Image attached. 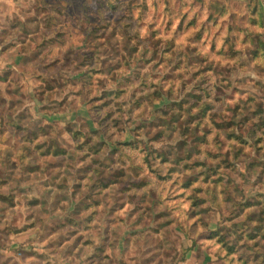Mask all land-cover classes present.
<instances>
[{
    "label": "rangeland",
    "instance_id": "obj_1",
    "mask_svg": "<svg viewBox=\"0 0 264 264\" xmlns=\"http://www.w3.org/2000/svg\"><path fill=\"white\" fill-rule=\"evenodd\" d=\"M37 2L39 4L40 0ZM124 4L125 0H45L42 6L46 11L40 13V18L48 19L51 24L46 39H55L57 31H62L60 39L65 37L73 40L74 43H80L75 38L81 36L83 44L81 48H74V51L78 52L75 59L60 60L52 64L50 58L45 62L43 53L37 55L38 48H24L14 56V66L0 73V81L4 83L17 77L21 80L32 79L38 92L36 99L39 105L43 106V121L39 127L45 135L46 142L42 147L37 146L42 159L24 164L22 167L13 163L11 174L6 178H0V210L7 214L8 210L15 209L19 204L26 210L23 216L31 222V226L38 228L40 232L47 230L52 233L51 256L47 253L36 254L42 264H62V262L66 264L65 255H74L76 248L84 247L90 242L97 229L106 235L116 234L112 239L118 238L120 241L116 249L118 257L123 255L125 260L128 256L137 257L135 264H165L168 257L164 253L168 251V245L160 237L172 239L169 233L179 230L174 223H168L172 218L163 215L165 209L162 206L157 207L151 197H136L133 192H126L123 195L140 198L142 204L133 203V210L125 214L127 223L124 222V218L116 223L115 212L120 211L116 205L124 204L123 200L116 199L121 195L116 191L117 184L111 186L105 184L98 172L93 173L97 179L95 183L89 182L90 187L72 176L61 175L69 171L75 162V157L80 154L74 145H66L62 138L57 137V131L64 126L63 118L67 117L69 124L75 125V128L69 127L68 131L75 132L76 135H80L83 124L95 131L92 118L82 121L76 119L78 115L89 117V113L77 111L69 115V106L73 98L68 97L65 100V94L70 90L78 89L81 85L77 82L90 81L92 75H95L99 69H104L108 74L109 87L117 83L111 79V76L125 74L124 70L128 67L127 62L130 58L133 68L140 69L143 64L149 71L152 67L160 71L161 78L158 82L154 79L139 83L131 82L126 87L118 89L119 95L114 98L118 102H123L132 95L133 90L146 89L135 97L133 105L139 104L143 99L146 111L159 118L162 128L174 130L178 138L183 137L180 143L179 156L182 159L179 166L184 168V175L178 183L186 190H192L193 185L201 181L204 185L211 186L207 190L200 187L192 191L190 199L193 200L194 208L199 210L202 202H206L202 201L200 193L207 191L214 195L216 186L221 188L225 186L227 182L224 173L235 171L233 166L237 161L245 162L244 171L251 169V178L264 175V85L257 82L256 89L246 99L239 104L225 106V98H235L237 92L241 96L244 95L248 87L247 82L229 83V87L214 88L205 87L206 81L199 80L192 85L190 80H195L196 76L201 74H186L183 65L187 64L191 68L195 64L198 68L209 70L212 66L201 63L202 57L191 56L185 57L180 63L175 61L168 63L167 58L173 55L175 48L168 47L171 41L165 37H157L155 47H137L135 39L130 35L131 24L128 23L121 30L120 21L125 19L124 11L127 10L123 11ZM171 7L169 3L164 11ZM194 7L201 11L191 17L185 14L180 19L178 30L186 28L194 41H200L220 24L223 6L220 0H199ZM203 12H207L205 21L207 28L198 19ZM253 16L264 22V3L257 4ZM22 24L23 21L19 16L14 20L0 15V27L5 29V33L10 25L16 29ZM37 26L35 19L28 25L30 28ZM236 26L239 27V24L237 23ZM171 29L170 21L165 30L171 32ZM19 30L25 40L31 39L32 32L23 27H19ZM228 31H233V28L230 26ZM2 34L4 33H0ZM129 40L131 42H128ZM112 41H119L121 49L127 44L130 52H117L115 59L109 63L105 59V53L112 48L110 43ZM225 43L229 44L230 41L226 40ZM48 47L51 45L44 47L45 52ZM212 49L215 50V42L212 44ZM249 52L256 61L264 59V39L259 40V49L253 44L249 47ZM57 64L70 65L73 74L67 77V82L65 74L56 72ZM160 64L164 65L162 70H159ZM150 65L152 67H149ZM139 75L143 77L144 71L141 70ZM228 79L230 82L231 76ZM189 87H192L193 91H188ZM21 92L22 89L16 90L17 98L20 97ZM108 99L111 101L113 97ZM50 101L51 106H49ZM101 123L103 124V121ZM209 124L218 133L217 139L222 145L220 153L219 155L212 153L209 161L194 159V156H199V152H194L193 146L206 142V136L212 134ZM29 126L27 117L18 119L14 125L17 132ZM32 135L36 137V133ZM120 139L124 137L121 136ZM233 141L237 143L233 144ZM95 142L96 137H93L92 143ZM25 143H28L27 138ZM104 154L105 150L102 149L100 155ZM25 158L30 159V157ZM177 158L176 155L171 157L172 161H176ZM168 167L175 172L178 166L175 163L166 165L165 174ZM126 178L121 176L120 180ZM152 180L155 183L156 177H152ZM54 185L60 186L58 195L63 197L58 203L57 196L50 193ZM228 192L233 199L226 198L225 202L234 211H228L226 215L231 217L232 227L213 229L211 236L201 241L202 246L210 252L209 256L205 257L204 264H215L217 260L219 264H230L228 257L233 254L239 256L244 264H249L250 260L252 264H264V192H258L247 200H241L230 183H228ZM53 205L56 209L54 216L50 215ZM157 213H160V216L154 221L153 217ZM37 216L42 220V224L35 222ZM157 223L161 226L159 232L155 231ZM65 237L71 239H64ZM61 240H63L62 245L58 243ZM33 243L35 244L36 241L34 240ZM214 243H222L228 255H217L212 252ZM99 255H103V251L97 249V256ZM90 259L94 260L95 257ZM105 261L107 262V257Z\"/></svg>",
    "mask_w": 264,
    "mask_h": 264
},
{
    "label": "clouds",
    "instance_id": "obj_2",
    "mask_svg": "<svg viewBox=\"0 0 264 264\" xmlns=\"http://www.w3.org/2000/svg\"><path fill=\"white\" fill-rule=\"evenodd\" d=\"M44 2L45 0H40L38 4L37 0H27L25 6V0H0V15L14 20L19 16L23 21V24L18 25L16 29L10 25L6 33L5 29L0 27V33H4L0 35V73L14 66V56L24 48H38L37 55L43 53L45 62L50 58L52 64L60 60L75 59L78 52H75L74 48H81L83 44L81 36L75 38L80 43H74L73 40L65 37L60 39L62 31H57L55 39H46L51 24L48 19L40 18V13L46 11L42 6ZM220 2L223 6L220 24L200 41H194L186 28L178 30L180 19L185 14L191 17L201 11L194 7L199 0H125L123 11L127 10L124 11L125 19L121 20L120 24L121 30L128 23L131 24L130 35L135 39L137 47H155L157 37L168 38L171 41L168 47L175 48L173 55L167 58L168 63L173 61L180 63L189 56L202 57L201 63L211 65V70L198 68L195 64L191 68L187 64L183 65L186 74H201L196 76L195 80H190L192 85L199 80H205V87H229V83L246 81L248 87L243 96L237 92L235 98H225V106H228L239 104L251 95L257 87V82L264 85V59L256 61L249 52V47L253 44L259 49V40L264 39V26H262L264 22L253 16L257 4L264 3V0H220ZM169 3L172 7L164 11ZM33 19L38 26L30 28L28 25ZM198 19L205 28L208 27L205 24L207 12H203ZM170 21L172 29L168 32L165 29ZM237 23L239 27L236 26ZM230 26L233 28L231 32L228 31ZM19 27L32 32L31 39L25 40ZM217 33L219 35H216ZM226 40L230 43L226 44ZM213 42H215V50L212 49ZM110 43L112 48L105 53V59L109 63L115 59L117 52H130L127 44L121 49L119 41ZM41 45L44 47L51 45V47L45 52ZM127 63L128 67L125 68L123 76H111V79L117 82L111 87L107 86L108 74L104 69H99L95 75H92L90 81L77 82L81 86L65 94V100L68 97L73 98L69 106V115L77 111L89 113V117L78 115L76 119L82 121L92 118L95 131L83 124L80 135H76L75 132L68 131L69 127L75 128V125L69 124L67 117L63 118L64 126L57 131V137L62 138L66 145H74L80 154L75 157V162L69 171L61 175L72 176L90 187L89 182L95 183L97 179L93 173L98 172L105 184L110 186L117 184L116 191L121 195L116 199L123 200L124 204L116 205V208L120 209L115 212L116 223H119L121 218L127 223L125 214L133 210V203L142 204V199L130 198L123 193L133 192L136 197H151L157 207L162 206L165 209L163 215L171 216L172 219L168 223H174L179 229L169 233L172 239L160 237L168 245V251L164 253L168 257L165 264H204L205 257L209 256L210 252L202 246L201 241L209 238L213 229L232 227L231 217L226 215L228 211H234L225 202L226 198L233 199L228 192V183L241 200H247L258 192H264V183H262L264 175L251 178V169L244 171L245 162L237 161L233 166L235 171L224 173L227 182L225 186L223 188L216 186L214 195L207 191L200 193L202 201L206 202H202L199 210L194 208L193 200L190 199L192 191L200 187L207 190L211 186L204 185L201 181L193 185L192 190H186L178 183L184 175V168L179 166L182 159L179 156L180 143L183 137L178 138L174 130L162 128L159 118L146 111L143 99L139 104L133 105L135 97L146 89L133 90L132 95L123 102H118L114 98L119 95L118 89L126 87L131 82L139 83L150 79L158 82L161 78L160 71L151 65L149 67H152V70L149 71L143 64L140 69L133 68L131 58ZM163 68L164 65L160 64L159 70ZM141 70L145 73L143 77L139 75ZM56 72L65 74L66 82L67 77L73 74L69 64H57ZM229 76H231L230 82ZM170 78L175 79V77ZM17 89H22L19 98L16 94ZM187 90L193 91V88L189 87ZM37 96L38 92L32 79L21 80L17 77L7 83L0 81V178H6L11 174L13 163L22 167L24 164L42 159L37 146L42 147L46 139L39 127L43 121V106L39 105ZM108 97L113 99L109 101ZM51 103L50 101L49 106ZM25 117L30 122V126L17 132L14 127L16 121ZM209 127L212 128V134L206 136V142L193 146V151L199 152V156H194V159L209 161L212 153L217 155L220 153L222 145L217 139L218 133L211 124ZM33 133H36V137H33ZM121 136L124 139H120ZM93 137H96L95 144L92 143ZM25 138L28 139L27 144ZM235 143L237 142L233 141V144ZM102 149L105 150L103 156L100 155ZM173 155L178 157L176 161H172ZM158 162L159 167H157ZM173 163L178 166L177 170L174 172L168 167L165 174V166ZM121 176L127 178L121 181ZM152 177H156L155 183ZM173 177L175 179H172ZM59 187L54 185L50 189V193L57 196V203L63 198L58 195ZM25 211L19 204L15 209L8 210L7 214L0 210V264H42V261L37 259V253L41 255L47 253L51 256L52 233L47 230L40 232L38 228L31 226V222L23 216ZM55 214L56 209L53 205L50 215ZM159 216L160 213H157L153 217L154 221L158 220ZM35 222L43 223L39 216L36 217ZM160 227L157 223L155 231L159 232ZM115 235V233L106 235L97 229L90 242L84 247L76 248L74 255H65L66 264H135L137 257L128 256L125 260L123 255L117 256L116 249L120 241L118 238L112 239ZM58 243L62 245L63 240ZM97 249L102 250L103 255L97 256ZM211 251L217 255H228L222 243H214ZM93 257L94 260L90 259ZM228 260L230 264H244V261L235 254L228 257ZM215 264H219V261L217 260ZM249 264H252L251 260Z\"/></svg>",
    "mask_w": 264,
    "mask_h": 264
}]
</instances>
